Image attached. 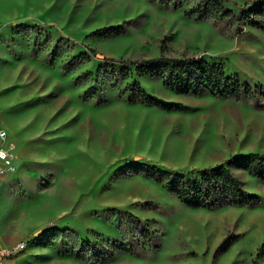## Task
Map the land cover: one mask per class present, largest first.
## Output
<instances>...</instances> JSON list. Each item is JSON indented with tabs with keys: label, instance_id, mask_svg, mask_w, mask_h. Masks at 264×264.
Instances as JSON below:
<instances>
[{
	"label": "rangeland",
	"instance_id": "obj_1",
	"mask_svg": "<svg viewBox=\"0 0 264 264\" xmlns=\"http://www.w3.org/2000/svg\"><path fill=\"white\" fill-rule=\"evenodd\" d=\"M243 1L223 4L235 10ZM223 24L196 21L180 7L150 0H0V126L15 164L0 177V243L25 241L8 264H89L58 254L60 240L45 228L126 247L132 235L127 213L148 224L150 246L114 249L100 264H264V243L257 249L264 240V183L231 169L257 202L189 208L128 165L188 170L263 151L264 95L255 104L179 94L147 75L136 77L146 93L180 105L165 110L125 102L116 89L97 83L94 98L85 100V85L72 82L103 58L155 55L162 39L160 53H203L220 62L225 75L262 92L264 28L232 33ZM116 25L118 34H90ZM80 52L88 61L69 72L58 68Z\"/></svg>",
	"mask_w": 264,
	"mask_h": 264
},
{
	"label": "trees",
	"instance_id": "obj_2",
	"mask_svg": "<svg viewBox=\"0 0 264 264\" xmlns=\"http://www.w3.org/2000/svg\"><path fill=\"white\" fill-rule=\"evenodd\" d=\"M150 1L164 7H180L183 16L196 21L208 20L215 26L224 23L221 25V29L228 23L232 33L241 32L245 26L264 28V0H245L235 10L226 7L223 4L224 0ZM121 29V25H116L113 28H96L90 31V34L111 33L114 35L120 33ZM163 44L164 41L160 39L159 53L137 60L120 57L103 58L93 72H81L72 78V82L75 85H85L81 92V96L85 100L94 98L96 91L92 83H97L116 89L117 97L125 102L156 106L165 110L177 109L180 105L146 93L136 77L147 75L158 80L168 90L179 94L196 95L199 92H206L232 100L246 98L255 104H257L258 95H264V89L261 92L258 86L253 85L251 88L235 75H225L220 62L206 59L203 53L164 55L160 53ZM55 50L53 47L46 55L47 63L53 60ZM86 61H88V56L80 52L59 63L58 68L69 72ZM120 81L123 83L121 86L118 84ZM128 165H131L133 172L140 173L143 177L159 183L164 191L173 194L180 203L189 208L209 209L222 206L251 205L257 202V196L242 187L240 180L232 173L231 169L245 171L264 183V150L239 152L227 156L217 164L188 170L164 169L144 163H129ZM125 217L132 232L126 247L116 242H111L107 247L106 240L89 242L88 239H80L69 228L58 229L47 226L45 230L54 232V238L60 240L58 254L71 255L89 264H100L110 258L111 251L114 249L133 251L137 248L142 249L144 245L150 246L153 234L148 224L129 213ZM136 236L137 238L141 236V240L135 239ZM263 243L264 240L260 242L257 249H260ZM252 264L257 263L253 261Z\"/></svg>",
	"mask_w": 264,
	"mask_h": 264
},
{
	"label": "built area",
	"instance_id": "obj_3",
	"mask_svg": "<svg viewBox=\"0 0 264 264\" xmlns=\"http://www.w3.org/2000/svg\"><path fill=\"white\" fill-rule=\"evenodd\" d=\"M14 154L11 152V144L7 139L6 131L0 127V177L11 174L14 169ZM24 240H17L10 245H0V264L3 260L11 258L24 247Z\"/></svg>",
	"mask_w": 264,
	"mask_h": 264
},
{
	"label": "crops",
	"instance_id": "obj_4",
	"mask_svg": "<svg viewBox=\"0 0 264 264\" xmlns=\"http://www.w3.org/2000/svg\"><path fill=\"white\" fill-rule=\"evenodd\" d=\"M1 128H3L2 126H0ZM4 129V128H3ZM5 130V129H4ZM6 131V130H5ZM6 134H7V131H6ZM7 139H9L8 138V134H7ZM10 140V139H9ZM13 161H14V159H13ZM15 165V164H14ZM8 175V174H7ZM4 176H6V175H4ZM4 176H1V177H4ZM0 245L1 246H6V245H4L3 243H0ZM15 257H11V258H8V259H10V260H13ZM8 259H5V260H3L2 261V263L1 264H8Z\"/></svg>",
	"mask_w": 264,
	"mask_h": 264
},
{
	"label": "water",
	"instance_id": "obj_5",
	"mask_svg": "<svg viewBox=\"0 0 264 264\" xmlns=\"http://www.w3.org/2000/svg\"><path fill=\"white\" fill-rule=\"evenodd\" d=\"M39 232H40V229H37L36 231H34V232L32 233V236L37 235Z\"/></svg>",
	"mask_w": 264,
	"mask_h": 264
}]
</instances>
